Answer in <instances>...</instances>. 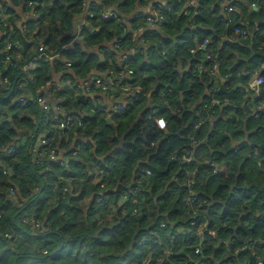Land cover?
<instances>
[{"label": "clouds", "instance_id": "clouds-1", "mask_svg": "<svg viewBox=\"0 0 264 264\" xmlns=\"http://www.w3.org/2000/svg\"><path fill=\"white\" fill-rule=\"evenodd\" d=\"M0 264H264V0H0Z\"/></svg>", "mask_w": 264, "mask_h": 264}, {"label": "trees", "instance_id": "trees-1", "mask_svg": "<svg viewBox=\"0 0 264 264\" xmlns=\"http://www.w3.org/2000/svg\"><path fill=\"white\" fill-rule=\"evenodd\" d=\"M68 37H65V39H67ZM70 51V50H69Z\"/></svg>", "mask_w": 264, "mask_h": 264}]
</instances>
